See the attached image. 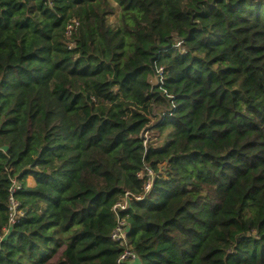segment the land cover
<instances>
[{
	"label": "trees",
	"instance_id": "16d2710c",
	"mask_svg": "<svg viewBox=\"0 0 264 264\" xmlns=\"http://www.w3.org/2000/svg\"><path fill=\"white\" fill-rule=\"evenodd\" d=\"M127 194L140 264H264V0H0V264H116Z\"/></svg>",
	"mask_w": 264,
	"mask_h": 264
},
{
	"label": "built area",
	"instance_id": "2783aa9c",
	"mask_svg": "<svg viewBox=\"0 0 264 264\" xmlns=\"http://www.w3.org/2000/svg\"><path fill=\"white\" fill-rule=\"evenodd\" d=\"M71 29V26L69 27V30ZM70 32H68L69 34ZM181 44V42H178V46ZM162 70V69H161ZM160 70V72H161ZM160 81L162 83V79L160 78ZM146 133V138H147ZM148 140V139H147ZM143 176L146 175L150 178V181L146 184V190L149 191L152 186V178L155 177V173L152 171L145 169L141 173ZM20 189V185L17 183L16 180L12 181V186L10 188V198L8 203V209H9V225H14L23 215V211L20 209V204L18 200L15 197V194ZM133 199L141 200V197H134L130 194H127L124 198V201L121 203L116 204L113 207V210L117 213V225L112 232L111 238L114 243H116L121 249L122 252L119 255L116 264H136V262L139 261V256L137 252L130 246L128 234H129V223L126 220V218L120 217L119 213L120 211H125L129 209L130 203ZM9 228H6L4 230L5 233H8ZM2 236H0V242L2 241Z\"/></svg>",
	"mask_w": 264,
	"mask_h": 264
},
{
	"label": "rangeland",
	"instance_id": "374dc122",
	"mask_svg": "<svg viewBox=\"0 0 264 264\" xmlns=\"http://www.w3.org/2000/svg\"><path fill=\"white\" fill-rule=\"evenodd\" d=\"M117 17H118V12L116 14H114L113 16L110 17V21H111L112 24H116Z\"/></svg>",
	"mask_w": 264,
	"mask_h": 264
},
{
	"label": "crops",
	"instance_id": "0c3cea01",
	"mask_svg": "<svg viewBox=\"0 0 264 264\" xmlns=\"http://www.w3.org/2000/svg\"><path fill=\"white\" fill-rule=\"evenodd\" d=\"M29 183H30V185L34 186L35 185L34 179L33 178H30L29 179ZM136 264H140V262H137Z\"/></svg>",
	"mask_w": 264,
	"mask_h": 264
}]
</instances>
